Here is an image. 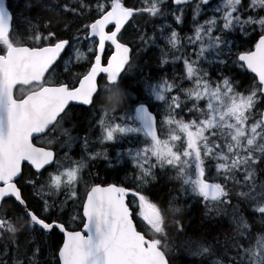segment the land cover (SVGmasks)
<instances>
[{"label": "snow or ice", "instance_id": "6c2138e0", "mask_svg": "<svg viewBox=\"0 0 264 264\" xmlns=\"http://www.w3.org/2000/svg\"><path fill=\"white\" fill-rule=\"evenodd\" d=\"M16 2L0 0V242L8 241L0 256L41 264L39 236L53 249L48 264H178L181 251L189 264H264V228L253 236L255 221L241 208L264 225V111H255L264 106V0H29L19 11ZM37 6L59 8L83 27L66 21L56 31L52 20L24 15ZM149 18L162 21L151 35ZM150 47L159 49V68L121 115L116 105L131 97L126 75ZM62 66L65 80L55 78ZM77 105L95 113L101 150L85 137L74 158L77 138L64 123ZM41 134L67 139L37 146ZM97 160L117 172L130 164L128 182L93 177ZM162 176L179 181L166 203L153 192ZM236 185L247 190L234 204ZM180 197L205 215L230 214L235 232L213 237L218 248L175 246L165 213L181 211L173 206ZM175 230L186 231L179 221ZM21 235L31 251L24 259Z\"/></svg>", "mask_w": 264, "mask_h": 264}, {"label": "trees", "instance_id": "16d2710c", "mask_svg": "<svg viewBox=\"0 0 264 264\" xmlns=\"http://www.w3.org/2000/svg\"><path fill=\"white\" fill-rule=\"evenodd\" d=\"M29 2V0H17V2L13 5L14 9L19 11L21 9H25L26 4ZM32 3L37 4L39 3V0H31ZM47 3H59V4H68L69 7L77 4V0L70 2V0H46ZM84 3H89L90 0H83ZM247 2V0H246ZM24 15L28 17H32L34 19L39 18L41 20H44L47 22V20H52L53 22V29L56 31H59L63 28L64 23L67 22H74L80 25V27H83V24L80 23V21L75 20L74 16L67 15L60 11L59 8H57L55 11H47L46 9H41L39 6L33 8V9H27L24 11ZM87 22V21H85ZM143 23V19L140 21ZM162 23L161 20L158 18H149L146 24V28L148 29V35L152 34V27L155 24ZM17 24L19 25V21H17ZM22 27V25H21ZM68 34H65V38H67ZM255 35V33H253ZM127 39H135L134 34H130ZM139 43V41H136ZM161 46L163 45V42L161 41ZM236 43L244 44L245 47H251L252 45L247 43V38L244 40H241L239 38L236 39ZM133 46V45H132ZM143 45H141L142 47ZM110 53V49H107L106 55ZM160 58V52L158 48L150 47L146 52L141 53L139 56L136 57V68H134L132 71L128 72L126 75V78L124 80L123 87L128 93H131L130 99H122L119 104L116 105L117 112L119 113L122 109L121 106H128L132 101L138 100L140 95L143 92V80L145 77H148L150 75L156 74L159 63L158 60ZM76 72H79L76 71ZM252 74L249 73L248 76L250 77ZM63 78H67V74L64 73L62 75ZM242 80H247V77H241ZM100 81V78H99ZM102 82V81H101ZM99 106V105H98ZM264 106H260L256 109L257 116L259 117V112L263 109ZM88 107L83 105H77L73 112L69 114L70 119L65 122V124L68 125V129H71L73 137L76 136L77 143L74 144L75 147H72V152L75 156H79V140L81 139V136L83 133L88 134V138L90 141H96L99 138V130L97 129L96 133H93V131L96 129L95 127H90V124H92V116L95 114L90 113L87 111ZM92 115V116H91ZM62 138V137H61ZM67 137H64L63 139H55L57 143L66 140ZM79 139V140H78ZM41 145L40 142H36ZM44 145L47 146V142L43 141ZM53 148L55 150V145H53ZM99 149V148H98ZM80 157V156H79ZM91 173L93 174V177H95V174H99V179L101 180H109V181H123L124 183H127V177L132 173H126L123 166H121V171L117 172L114 171L112 168L108 166L107 163L103 160H97L94 162H91ZM89 169L86 168L87 173ZM259 178L261 180H264V174L260 173V170H257ZM173 173H170L172 175ZM179 188V181H171L166 176H162L156 184V187L153 189V192H155L158 197L163 201L167 202L169 201L173 196H178V193L176 189ZM246 191L247 189L241 188L239 185L232 187V199L233 203H237L239 201V197L237 196L238 191ZM62 198V197H61ZM175 207H179L181 211L179 213H172L167 212L165 213L166 216V224L168 225V232L169 237L172 240V243L175 246H179L182 244L183 241L186 240H195V241H202L207 244L216 245L215 240L213 237L218 238L220 241H224L226 236H231L235 232V225L232 223L231 215H224V216H208L205 215L206 209L203 207V205H200L198 211H194L195 205L191 200H186L182 197L178 198V200L175 203ZM241 208L244 209L242 214L249 219L250 223H254V231L253 236L258 235L262 228H264V225L260 223V216L256 215L255 217H252L250 215V211L247 209V206L244 204H241ZM9 213L13 212V209L9 207L7 209ZM229 213H231V210H229ZM179 221V223L183 224L185 226V233L183 235H178L176 233V222ZM219 221V224L217 223ZM139 223V221H136ZM214 229V230H210ZM60 239L59 235L56 237V240L58 241ZM20 258L24 259L25 255L31 256L30 246L27 243V237L24 235H21L20 238ZM37 242L40 244V247L42 248V255L38 257V259L41 261V264H48V257L50 252L53 250L50 244H46L47 238L41 239L39 236L36 237ZM3 243H8V241L0 242V249L3 248ZM9 255L11 256L12 253L10 252ZM0 258L5 259L8 261V264H12L11 259L9 257H3L0 256ZM216 258V257H215ZM178 264H189V261L191 260V257L184 254L182 251L180 252L179 256L177 257Z\"/></svg>", "mask_w": 264, "mask_h": 264}, {"label": "flooded vegetation", "instance_id": "af4514ba", "mask_svg": "<svg viewBox=\"0 0 264 264\" xmlns=\"http://www.w3.org/2000/svg\"><path fill=\"white\" fill-rule=\"evenodd\" d=\"M69 67L71 68L72 66L71 65H69ZM74 72H76V71H82V69H79V68H73L72 69ZM65 72L63 71V66H62V68L61 69H59L58 70V73H57V77H55V78H58V79H60V80H65L66 78H63L62 77V74H64ZM67 74V73H66ZM86 107H88V106H86ZM123 110L124 109H122L120 112H119V114H123ZM92 119H93V116H92ZM64 128H67L68 129V125L67 124H65L64 123ZM70 132H71V134L72 135H74L73 133H72V131H71V129H68ZM97 132V129H95L94 131H93V133H96ZM62 137V138H61ZM65 136H61V135H59V134H57L55 137H50V136H48V135H44V134H42V135H40V137H39V139L38 140H36L35 142H40V141H43V140H49V139H57V138H59V139H63ZM76 137V136H75ZM85 137H88V134L87 133H83L82 134V136H81V139L83 140ZM79 140V139H78ZM82 140H79L80 142H79V149H80V154L81 155H83L84 154V151H83V146H82ZM96 143H97V140L96 141H93L92 142V144L90 145V147L91 148H93L94 150H96V151H99V150H101L100 148L98 149V147H96ZM109 152H110V155H112L113 157H115V153H116V149H114V148H109ZM121 166H123V168L125 169V172L126 173H130L131 171H132V166L130 165V164H126V165H121ZM76 228H79V227H76Z\"/></svg>", "mask_w": 264, "mask_h": 264}, {"label": "rangeland", "instance_id": "374dc122", "mask_svg": "<svg viewBox=\"0 0 264 264\" xmlns=\"http://www.w3.org/2000/svg\"><path fill=\"white\" fill-rule=\"evenodd\" d=\"M73 1H75V0H70V2H73ZM141 46V45H140ZM144 46H142V48H143ZM85 51H86V49H85ZM122 108L121 109H125L127 106H121ZM256 111V110H255ZM262 111V110H261ZM92 116V115H91ZM257 118H259L258 116H257ZM73 147H75V145H73ZM74 158H79V156H75L74 155V153L73 152H71L70 153ZM85 170V169H84ZM132 174V173H131ZM131 174L129 175V177L131 176ZM174 174V173H173ZM188 200H190V199H188ZM174 207H175V204L173 205ZM170 212H172V211H170ZM172 213H174V212H172ZM215 258V257H214Z\"/></svg>", "mask_w": 264, "mask_h": 264}, {"label": "water", "instance_id": "95a60500", "mask_svg": "<svg viewBox=\"0 0 264 264\" xmlns=\"http://www.w3.org/2000/svg\"><path fill=\"white\" fill-rule=\"evenodd\" d=\"M130 47H131V45H129ZM102 59H103V57H102ZM263 111H264V108H263ZM37 146H40V145H37Z\"/></svg>", "mask_w": 264, "mask_h": 264}]
</instances>
